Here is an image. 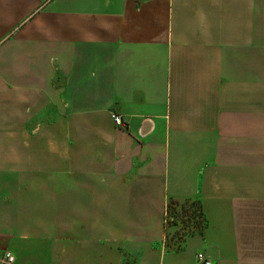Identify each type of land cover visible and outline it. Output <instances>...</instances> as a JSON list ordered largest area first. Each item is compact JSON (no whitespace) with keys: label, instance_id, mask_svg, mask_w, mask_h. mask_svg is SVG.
I'll return each instance as SVG.
<instances>
[{"label":"crops","instance_id":"obj_1","mask_svg":"<svg viewBox=\"0 0 264 264\" xmlns=\"http://www.w3.org/2000/svg\"><path fill=\"white\" fill-rule=\"evenodd\" d=\"M171 199L209 221L181 251L166 246ZM7 251L264 264V0H0Z\"/></svg>","mask_w":264,"mask_h":264},{"label":"trees","instance_id":"obj_2","mask_svg":"<svg viewBox=\"0 0 264 264\" xmlns=\"http://www.w3.org/2000/svg\"><path fill=\"white\" fill-rule=\"evenodd\" d=\"M180 207L181 212L178 211ZM179 213H182L179 215ZM182 217L183 230L175 232L172 238H177L183 244H185L188 237L194 235L203 236L209 227V221L204 213L202 202L198 200H186L184 203L178 202L176 200H169L166 212V225H165V238L166 246L170 247L169 240L170 235L168 232L169 227L178 226V219ZM186 218V219H184ZM171 220L173 222H171ZM176 221V222H175ZM183 246L178 245L174 250L181 251Z\"/></svg>","mask_w":264,"mask_h":264},{"label":"built area","instance_id":"obj_3","mask_svg":"<svg viewBox=\"0 0 264 264\" xmlns=\"http://www.w3.org/2000/svg\"><path fill=\"white\" fill-rule=\"evenodd\" d=\"M114 123L122 128L125 129L127 127L125 121L120 116L113 115ZM198 261L200 264H212V262L203 254L200 253L198 255ZM15 257L10 252H4L0 254V264H14Z\"/></svg>","mask_w":264,"mask_h":264},{"label":"rangeland","instance_id":"obj_4","mask_svg":"<svg viewBox=\"0 0 264 264\" xmlns=\"http://www.w3.org/2000/svg\"><path fill=\"white\" fill-rule=\"evenodd\" d=\"M112 118H113V115H112ZM181 203H184V202H181ZM178 208V211L179 212H181V210H180V207H177ZM182 213H179V215H181ZM184 219H186V218H184ZM171 222H173L172 220H171ZM176 222V221H175ZM177 223H178V226H171V227H169V229H168V232H169V235H170V240H169V244H170V247H172V249H175V248H177L178 247V245H181V246H183L184 244L181 242V241H179L177 238H172V236H173V234L175 233V232H177V231H181L182 232V230H183V223H182V217H179V219H178V221H177ZM8 252V251H7ZM13 255V254H12Z\"/></svg>","mask_w":264,"mask_h":264}]
</instances>
